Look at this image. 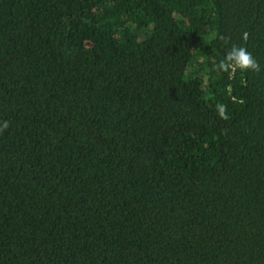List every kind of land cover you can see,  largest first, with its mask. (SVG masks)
<instances>
[{
	"label": "trees",
	"instance_id": "1",
	"mask_svg": "<svg viewBox=\"0 0 264 264\" xmlns=\"http://www.w3.org/2000/svg\"><path fill=\"white\" fill-rule=\"evenodd\" d=\"M3 121L0 264H264V0H0Z\"/></svg>",
	"mask_w": 264,
	"mask_h": 264
},
{
	"label": "clouds",
	"instance_id": "2",
	"mask_svg": "<svg viewBox=\"0 0 264 264\" xmlns=\"http://www.w3.org/2000/svg\"><path fill=\"white\" fill-rule=\"evenodd\" d=\"M223 40H228L227 37H220ZM242 39H248V33L245 32L242 34ZM215 68L217 71L234 73L236 71H253L260 72V64L254 58V56L247 50V48L237 45H232L231 49L228 51L226 56L221 59L216 65ZM217 111L220 118L227 120V109L226 105H217ZM9 127L8 121H3L0 124V133H3Z\"/></svg>",
	"mask_w": 264,
	"mask_h": 264
}]
</instances>
